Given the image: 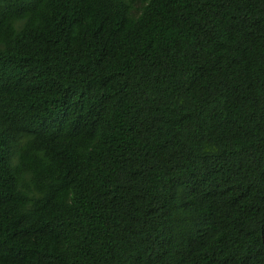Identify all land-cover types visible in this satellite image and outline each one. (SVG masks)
<instances>
[{"label":"trees","instance_id":"16d2710c","mask_svg":"<svg viewBox=\"0 0 264 264\" xmlns=\"http://www.w3.org/2000/svg\"><path fill=\"white\" fill-rule=\"evenodd\" d=\"M0 264H264V0H0Z\"/></svg>","mask_w":264,"mask_h":264}]
</instances>
